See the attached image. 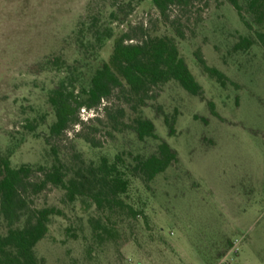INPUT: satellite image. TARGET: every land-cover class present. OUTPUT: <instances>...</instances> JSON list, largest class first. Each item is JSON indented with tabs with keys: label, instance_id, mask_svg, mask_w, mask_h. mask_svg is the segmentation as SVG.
I'll use <instances>...</instances> for the list:
<instances>
[{
	"label": "rangeland",
	"instance_id": "obj_1",
	"mask_svg": "<svg viewBox=\"0 0 264 264\" xmlns=\"http://www.w3.org/2000/svg\"><path fill=\"white\" fill-rule=\"evenodd\" d=\"M248 2L241 0L251 27L227 0H191L170 6L166 16L152 0H0V151L15 147L14 167L31 166V178L38 180V168L51 166L55 150L70 175L79 165L98 164L104 156L112 162L118 154L130 168L135 156L156 153L162 140L178 154L150 183L127 170L131 182L122 198L140 212L137 218L98 209L89 197L70 202L65 190L52 185L32 195L34 207L62 212L51 217L35 247L44 264H264V48L258 41L235 48L264 30ZM112 11L118 14L116 36L174 38L203 92L192 95L172 80L135 109L128 87L117 88L99 108L82 109L78 122L51 136L55 111L48 94L66 76L56 60L76 63L80 20ZM113 44L87 68L84 86ZM197 50L226 75V85L204 72ZM80 65L88 66L86 60ZM139 116L155 123L158 138H138L132 126ZM94 218L112 230L106 239L95 237Z\"/></svg>",
	"mask_w": 264,
	"mask_h": 264
},
{
	"label": "trees",
	"instance_id": "obj_2",
	"mask_svg": "<svg viewBox=\"0 0 264 264\" xmlns=\"http://www.w3.org/2000/svg\"><path fill=\"white\" fill-rule=\"evenodd\" d=\"M190 1L152 0L162 16H166L170 6H180ZM227 1L241 21L251 27L245 18L241 0ZM247 8L253 14L254 21L264 27V0H249ZM117 20L118 14L115 11L110 12L108 17L100 13L80 20L74 32L77 62L67 65L60 62V59L56 60L58 67L64 68L66 76L48 94V103L55 111V121L49 128L51 136L61 135L70 124L78 122L82 109L99 108L102 101L117 88L128 87L137 102L135 109L156 97L153 94L154 88L172 80L192 95L202 94L203 87L190 70L174 38L146 35L134 41L130 32L116 36L113 24ZM177 35L184 37L180 30H177ZM111 40H114V44L109 59L92 71L88 85L84 86L87 68L99 59L101 51ZM255 41L264 48V30L256 32V39L243 37L235 48H249ZM195 56L204 72L216 78L221 85H226V75L208 65L201 50H197ZM84 60L87 67L80 65ZM208 105L216 115L214 103L209 102ZM120 112L122 115L123 110ZM103 115L110 118L108 106H104ZM95 119L101 118L96 116ZM166 122L169 123L168 118ZM27 128L34 130L35 126L29 122ZM132 128L140 140L158 138L155 123L151 119L139 116ZM174 132L171 126L170 134ZM82 138L91 146L100 147L94 139ZM14 151V146L0 151V222L5 225V231L0 232V264H44L43 259L36 255L35 247L47 235L51 217L62 212L54 206L34 207L30 201L32 195L52 185L65 190L70 202L78 197H89L98 209L137 218L140 212L122 198L128 192L131 182L127 170L150 183L178 161L177 151L162 140L156 153L148 157L135 156L130 168L125 166L124 158L118 154L112 162L104 156L98 164L79 165L70 175V170L54 150L55 158L51 166H40L38 171L41 176L33 180L31 174L34 168L29 165H12ZM92 221L95 223L93 229L96 238L104 240L112 234V230L101 220L94 218Z\"/></svg>",
	"mask_w": 264,
	"mask_h": 264
}]
</instances>
